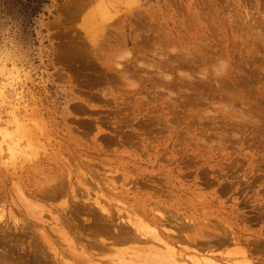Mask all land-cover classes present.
I'll list each match as a JSON object with an SVG mask.
<instances>
[{"label":"rangeland","instance_id":"rangeland-1","mask_svg":"<svg viewBox=\"0 0 264 264\" xmlns=\"http://www.w3.org/2000/svg\"><path fill=\"white\" fill-rule=\"evenodd\" d=\"M68 1L0 0V190L10 198L4 212L23 217L16 186L25 171L42 164L53 173L62 163L67 181V170L74 171L80 196L90 192L122 219L137 215L153 225L161 214L163 225L168 215L153 226L182 231L190 242L171 238L178 248L264 264V0H92L66 19ZM107 36L111 46L82 54ZM70 197L44 203L49 232L60 226L54 214L63 216L55 208ZM196 227L227 241L215 239L209 252L207 240L205 251L192 240L204 233ZM52 233L73 259L66 240ZM148 242H133L139 251L117 244L118 253L132 249L128 256L116 255L117 245L104 258L92 253L94 262L126 264L130 256L151 264L156 243Z\"/></svg>","mask_w":264,"mask_h":264},{"label":"bare ground","instance_id":"bare-ground-1","mask_svg":"<svg viewBox=\"0 0 264 264\" xmlns=\"http://www.w3.org/2000/svg\"><path fill=\"white\" fill-rule=\"evenodd\" d=\"M91 1L92 0H69L68 4L70 5V7L66 11V19H71L72 16L77 15V13L86 4H88V3L90 4ZM99 3H101V1H99ZM101 4L103 5V3H101ZM102 5H100L101 11L106 12L105 11L106 8H102ZM104 28H105V26H104ZM104 31L108 32L107 30H104ZM104 34L108 35V33H104ZM100 36H101V34H100ZM105 37H106V35H105ZM107 38L104 39L105 41L101 40L102 42H100V41L98 42V40H93V42L90 43L91 48H89V49H87V48L90 44L87 42L89 45H87L86 52H82V54L87 53L88 55H90V54H93L95 56L98 55L99 54L98 50H100L102 47L111 46L112 40L110 39L111 42L109 43L110 37L107 36ZM72 44L73 43H71V45ZM71 45H70V47H72ZM74 45H76V44H73V46ZM82 45H80V47H82ZM70 47H68V50L71 53V51H73V49L75 50V48L73 47V48L69 49ZM75 47L77 48V46H75ZM83 47L85 48V46H83ZM85 57H87V56H85ZM90 58L91 59L89 61H91V62L93 61V63L96 62L95 60L92 59L91 56H90ZM91 62H89V63H91ZM96 64H97V62H96ZM124 77H126V75ZM121 135L124 136V134H121ZM116 138L118 139V137H115V139ZM99 146H100V148L102 147V145L98 144V147ZM79 158H81V157H79ZM83 159L87 160L88 158H86V159L83 158ZM82 160L81 161L79 160L80 161L79 163H81ZM84 160H83V163L86 164L87 161L85 162ZM88 160H90V159H88ZM77 162H78V160H77ZM90 162L93 163V161H90ZM63 164H65V163H63ZM84 164H81V165L86 167V165H84ZM89 164H91V163H89ZM89 164H87V166ZM46 165H48V164H46ZM60 165L62 166V163L58 164L56 166V168H54L55 169L54 172L51 170V172H53V173H50V170H48V168H46V166H44V165L42 166V164H40V166L38 165L37 167H34L32 169H28L27 171H25L22 174V176L20 178V180H22V181L18 182V186L13 185V187L16 186V190H19L21 192V193L20 192L19 193L22 194V196L24 195V197L26 198L23 201L24 198L21 196V201L24 202V205H22V203H20L21 201L19 202L20 204L17 203L18 205H16L17 207L22 205L21 207L23 208V210H25V211H23L21 207L18 208V209L21 208L20 210L17 209L18 212L20 211L19 213L23 216L21 218H17L15 216H13L14 213L11 214L13 216L12 217L11 215L9 216V215H7L6 212H4V210H6V208L4 207V206H6L4 202H7L8 199H10V198L4 199L2 197L3 193L1 194V192L5 191V190H2V191L0 190V264H120L121 262H117V260L115 262H112V261L101 262L102 259L99 260V262H97V261L94 262V261L96 260L95 258L99 257V255L102 256L103 258L109 256V255H105L106 253H108V251H110L109 254H111V250L113 252L117 251V253H118V250L121 251L122 248L119 249V246H118L120 243H121V245L123 243V245L125 247L126 244H124V243H126V242L127 243L131 242L133 245V242L139 243V242H145L146 241V243H147L148 241L150 242L153 239H154L153 243H156V244H155V247L153 245H152V247H154L155 250L154 251L149 250L150 251L149 253L152 252L151 256L157 255V258H159V259H156V257L154 256L155 261H153V263L150 262L151 264H158V262H160L162 264H242V262L244 261V260L238 261V259H237V261L236 260L232 261V259L230 260V258H227V257H226V259L223 258L224 256L222 258H219L221 260H217V258L215 256L210 255V254H206V252H204V253H193V252L190 253L191 251L188 252L189 251L188 249L186 250L183 248H178L177 244L174 242L175 240H172L171 238H174V239H175V237L177 239L179 238L178 240L176 239L177 242H179L181 240L186 239L187 237L183 236V233H181L182 231L181 232L178 231L179 229L177 231L175 230L179 226H177V227L175 226V229L173 228L174 225L172 226V228L175 231L170 227L169 230L172 229L174 231V233H173L171 230L173 235H171V233L165 234L166 232H163L162 230H160V231L157 230L156 229L157 227L155 228L153 225H155L156 223H157V226L160 225L158 223V220H159V216L161 214L157 218H155V217L151 218L152 222L154 223L153 225H150V223L147 222L148 219H146L147 221H145V220L143 221V219L139 220L138 219L139 217L136 219L135 216H137V215L124 217L122 219V217H123L122 215L120 216L117 213H115V211H111L109 206H107L104 202L102 203V201L98 200L97 197H96V199L95 198L92 199L89 191H88L89 196H86L87 198L82 194L80 196L78 193L79 191H77L78 190L77 185L76 184H75L76 186L74 185V182H76V181H73V178L71 176L73 174L71 171H73V170H71L70 168H69V170H67V174L70 175V180L68 179V181H67V179L65 178V175H66L65 170H63L60 167ZM92 165L93 164H91V166ZM69 166L70 165L67 164V167H69ZM89 166H88V168H89ZM40 167H41V171L38 172V168H40ZM70 167L72 168V166H70ZM80 167H82V166H80ZM76 169H77V171H79V169H81V168H76ZM83 169L85 170L84 167H83ZM82 170H80V171L82 172ZM80 171H79V173H81ZM88 171H89V169H88ZM84 173H85V171H84ZM84 173H82V174H84ZM87 173L88 172H86V174ZM19 174H20V172H19ZM87 175L89 177V174H87ZM85 176L86 175H83V177H85ZM80 177L81 176H79V179H80ZM1 179L2 178H0V184L2 182ZM12 180L15 183H17V181L19 179H17V181H16L13 178ZM7 182H9V181H7ZM10 182H12V181H10ZM78 182H80V181H78ZM3 185H4V183H3ZM1 187H2V184H1ZM18 187H19V189H17ZM2 188L6 189L5 186H3ZM114 188H116V187H114ZM9 189H10V187L8 188V190ZM79 189L81 190V188H79ZM4 193H6V192H4ZM81 193H82V190H81ZM26 194L30 195V196L32 195L31 197L34 199L30 198V196L26 197L25 196ZM84 194L88 195L87 193H84ZM7 195H9V193ZM14 195H15V193H14ZM65 195L71 196L70 197L71 202L68 203V202L61 201L63 203L59 204L58 207L55 208V206H54V208L56 210H58L59 213H62L63 216L59 215V214H58L59 216H55L57 214V212H56V214H54V217H53L55 219L54 221H56V223H58L60 226H58L57 228L51 229V232H49L50 230L48 229V225H47L48 223L46 224V220L44 219V215H43L44 214L43 211L46 210L45 208L47 206L45 204L46 203L50 204L51 200L57 199L56 201H58V197H64V200L65 199L68 200L69 198H65ZM78 198L80 200H78ZM108 198H109V196H108ZM84 199L86 201H90L91 203L86 202ZM2 200H3V203H1ZM82 200L85 201L87 204L90 203L93 205L87 206V204H85L86 205L85 206L84 205L85 202H82V204H81ZM93 200H94V203H93ZM52 204H53V202H52ZM69 204H71L73 206L68 207ZM60 205H62V206H60ZM7 206L9 207V205H7ZM23 206L27 207V209ZM1 207H3V209H1ZM29 207H30V209H29ZM120 209H122V208H120ZM8 210L10 211V209H8ZM49 211L54 213V211L51 207L49 208ZM10 212H12V208H11ZM10 212H9V214H10ZM84 215L86 217H84ZM164 215H166V214H164ZM60 216H62V217H60ZM166 216H168V215H166ZM166 216H162L160 219L161 220L160 222H162L163 225H164V223H163L164 220L162 218H164ZM125 218H126V221L124 220ZM149 218H150V216H149ZM167 218H169V217H166L165 219H167ZM170 220H168V221L170 222ZM184 221L185 220L183 219V222ZM187 222L188 221L186 219V224L185 223L182 224L183 226L185 225V227L183 229V231L186 232V234L184 232L185 235H187V231H189V229L191 228V225L189 226L190 221L188 223ZM166 224H167V222H166ZM172 224L170 223V225H172ZM163 225H160V226L162 227ZM168 225H169V223H168ZM179 225H181V224H179ZM49 227H50V225H49ZM164 228H166V227H163V229ZM198 228L203 229V227H198ZM198 228L196 227V229L194 230L197 233L202 230V229L197 230ZM166 230L168 231V229H166ZM205 230L206 229L202 230V231H204V233H203V235H200L201 236L200 239L203 238L202 241H199L200 240L199 238H198L199 240L195 239L196 236L194 237V235L192 233L188 232V235H193L194 238L192 240L193 241L195 240V242H197V244H199V243L202 244L203 248L205 247L203 245V243L208 240L207 246L210 249L207 251L211 252V250H212L211 248H213L214 246H217V245H214L212 247L211 245H209L210 243H212V241L214 242L215 239H217L216 240L217 242H219L221 240L222 241L224 240V242L227 241L226 240L227 238L226 239H223V238L220 239V237H219L220 233L216 234L217 233L216 232L215 234H213V232L211 230H206L207 232ZM232 230L231 231L228 230L229 233H231ZM52 232H57V236L59 233L58 237L61 239V240H59V242L60 241L62 242V240L64 239V241L66 240V243L70 245L71 249H68V248L67 249L70 252H73L72 253L73 257H74L73 259L70 258L71 260L70 259L66 260V257H64L65 256L64 254L68 253V251L66 250V252H64L63 250L60 249V247L57 248L60 245L59 243L52 242L51 237H52V235H54V233H52ZM150 232L152 233L151 236L149 234ZM226 232L224 231L223 234L225 235ZM233 233H235V232L233 231ZM148 234H149L150 238L151 237H153V238L150 239L148 237ZM197 235L199 236V233ZM57 236L55 237L54 241H56V238H58ZM165 237H168V239H165ZM207 237H208V239H207ZM204 238H206V239H204ZM210 238L213 240H211ZM235 239H236V237H235ZM64 241L62 243H64ZM187 241H188V243L190 242L189 238ZM184 243L186 244L187 242H184ZM220 243H222V242H219V244ZM55 244H58V246L56 247ZM192 244H194V243H192ZM200 244H199V246H201ZM204 244H206V243H204ZM116 245L118 246L117 250H115L116 248H113V246H116ZM196 246H198V245H196ZM196 246H194V247H196ZM77 247H79V248H77ZM127 247L129 248V246H127ZM135 247L136 246L133 245V247H131V248L135 249ZM138 247H140V245ZM147 247H149V246H147ZM80 248H82V249H80ZM150 248H151V246H150ZM188 248H189V246H188ZM216 248H214V251ZM79 249L81 250V252H79L80 255L84 254L86 256V257H83L81 255V257H83V260L80 259L79 254H76L77 250L79 251ZM130 249L125 250L127 253H124V250L122 251L123 253L122 252H119V253L125 254L126 256H128L130 254L132 255V253L128 254V251H130ZM135 250H138V249H135ZM145 250L147 251V249H145ZM151 250H152V248H151ZM204 250L206 251L205 248H204ZM200 251H201V248H200ZM130 252H132V249ZM142 252H143V250H142ZM92 253L94 255L96 254V256L98 254V256L95 257ZM119 253L118 254L114 253V254L120 255ZM138 253L140 254V252H138ZM75 254H76V256L79 255L78 257L80 260L75 257ZM86 254H88V256ZM112 255H113V253H112ZM135 255H136V253H135ZM141 255H143V254H141ZM126 256L123 255V257H125V258H126ZM120 257L122 258V256H120ZM129 258H130V256L128 257L126 264H128L130 261L138 264L137 263L138 260L139 261L141 260V259H138L135 261L136 258L131 257V259H134V260H131ZM145 258H146V256H145ZM84 259H85V261H84ZM248 259L249 258H247V260H246L247 262L249 260H251V259H249V260ZM81 260L84 262H82ZM118 260H119V257H118ZM125 260L121 259L122 262ZM246 261L244 263H246ZM143 262H144V260H143ZM257 262L258 261H256V263ZM258 263H260V261Z\"/></svg>","mask_w":264,"mask_h":264},{"label":"clouds","instance_id":"clouds-1","mask_svg":"<svg viewBox=\"0 0 264 264\" xmlns=\"http://www.w3.org/2000/svg\"><path fill=\"white\" fill-rule=\"evenodd\" d=\"M221 64H222V66H224L225 68H226V62H223V61H221Z\"/></svg>","mask_w":264,"mask_h":264}]
</instances>
